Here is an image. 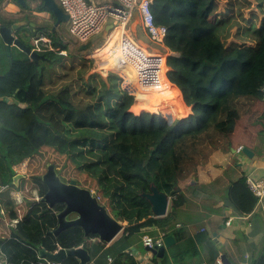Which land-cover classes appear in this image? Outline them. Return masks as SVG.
I'll use <instances>...</instances> for the list:
<instances>
[{"label": "trees", "instance_id": "obj_1", "mask_svg": "<svg viewBox=\"0 0 264 264\" xmlns=\"http://www.w3.org/2000/svg\"><path fill=\"white\" fill-rule=\"evenodd\" d=\"M150 9L155 23L167 27L163 43L175 53L167 55L166 64L169 78L180 88L183 99L174 83L166 89L175 95L173 101H181L183 116L171 120L157 107L160 101L167 106L171 102L156 96L140 106V100L134 102V96L121 86L117 73L106 71L102 77L93 71L85 77L90 62L78 68L85 101L74 103L78 86L73 83L47 93L41 61H52L67 48L50 26L16 32L32 48V40L50 38L52 49L39 51L45 56L39 61L40 70L20 50L19 56L11 53L10 65L0 42V97L13 96L27 103L25 107L5 108L0 101V151L8 170L7 177L0 175V242L7 239L6 222L15 217L23 225L18 234L32 237L26 230L31 216H18L16 208H31L37 220L45 218L48 227L53 226L48 218L50 210L44 209L43 203L31 202L32 188L36 186L40 194L46 189L39 176L48 162L55 163L63 179H76L79 185L94 190L122 223L126 239L161 233L181 238L183 230L172 227L177 209L186 203L184 190L215 180L232 162V149L241 146L251 150L255 137L264 135V0H152ZM34 10L47 9L40 1ZM12 22L0 17V24ZM189 105L192 113L186 116ZM145 107L161 112L138 111ZM26 157V175L19 183L23 200L17 203L10 192L15 188L11 165ZM6 183L9 188L1 190ZM151 183L170 198V208L163 216H155L142 195ZM225 198L236 212L255 213L258 197L245 174L226 186ZM46 229L47 225L34 227L39 235ZM51 235L42 239L47 245ZM52 237L64 247L82 242L78 228L73 234ZM188 243L194 244L191 240ZM209 243V263L214 264L217 248ZM3 249L13 263H26L31 255L34 258L32 250L14 239L7 240ZM181 252L173 257H181ZM72 259L68 257L62 264H74ZM167 263L165 255L162 264ZM114 264L136 262L121 252ZM255 264H264V253Z\"/></svg>", "mask_w": 264, "mask_h": 264}, {"label": "crops", "instance_id": "obj_2", "mask_svg": "<svg viewBox=\"0 0 264 264\" xmlns=\"http://www.w3.org/2000/svg\"><path fill=\"white\" fill-rule=\"evenodd\" d=\"M27 4L28 6L32 7L33 1L25 0V5H22L14 0H0L1 19H4V21L13 22L16 20L26 19L27 21L33 22L36 25L34 28L30 25L28 27L32 29L40 28L43 25L37 23L36 20L29 17L28 10L30 9L27 7ZM41 12L45 11H40V13L36 11V14L39 15ZM114 24V27L106 34V38L102 39L99 33L95 40L93 39V42L95 41L94 46L88 47L89 52L86 55L99 56L98 59L103 60L102 50L100 49V52H96V50L105 42H111V38L114 33L119 31L121 23L117 22ZM64 26H66V21L62 22V24L57 28L60 29V27L63 28ZM123 27L130 34L131 38L138 44L151 50H159V53H162L160 51L162 49H165L164 53L168 51L170 53V50L164 44L160 45L159 48L150 41L143 29V26L141 25L140 18L139 21L136 22L134 14L131 21L128 22V24L123 25ZM52 30H54V28H52ZM174 84L176 85V83ZM176 87L178 86L176 85ZM178 89L182 97L181 90L179 87ZM170 93V97L164 96L167 98L166 101L174 99L175 95L171 91ZM151 94L152 92L142 94L140 103L143 102V100L148 101L153 99L150 97ZM0 101L4 102L3 104H5V108L10 107L9 105L20 107H25L27 105V103L17 101L13 96L0 97ZM189 106L190 110L186 116L192 113V105ZM168 115L169 116L167 117L171 118V115L173 114L169 113ZM251 151L253 152L252 157L244 154L242 150L237 151L235 149V152L233 153H235L236 159L230 162L228 167L215 180L198 186H192V188L190 187L189 194L184 192L186 196V204L192 201L198 206H208L210 213L203 216L205 222H202L199 225H196L192 221L183 223L180 220H176L174 222L172 228L176 231L181 229L183 230V233L181 238L180 236L178 237L174 234H170L173 237V242L165 249L163 254V256H167V264H210V241L217 248L218 256H216V262L214 264H218L217 260H220L221 255H224L231 264H255L256 259L260 257L262 253H264V206L257 204L255 213L242 214L236 212V210L233 209V207L225 198L226 186L232 180L238 178L242 173L254 179L255 181L264 179V135H257L255 137ZM27 159L28 157L23 158L17 163L11 165L14 174L23 173L26 175ZM2 160L3 153L0 151V175L7 177L8 170L6 165L2 163ZM22 178L18 180V186L14 185L15 188H10V192L17 203H22L23 200L22 192L19 189V183L21 182ZM1 190H6L3 189V185L1 186ZM37 191L38 188L36 186L32 188L31 202H39L41 206L44 204L43 208L49 210L47 203L40 201V193L38 194ZM182 207H184V205ZM16 211L18 216L23 214L24 217H34L35 214V212H31V208L29 210L26 208H16ZM0 213H3L1 205ZM31 217H29L31 220L28 222L29 224H27V227H29L30 230L26 229L29 234H31V238L28 236L27 238L24 237V235L18 234L19 231L21 232L23 225L21 226L20 218L15 217L6 222V230L8 232L6 241L9 239H14L17 242L27 246L29 250L33 251L34 258H32L31 255V258L24 260L26 263L10 262L8 254L5 253L3 249V245L6 242L4 241L0 242V264H46V259L41 258L38 254L39 248L45 247L49 250H56V248L59 246L64 247V244H62L57 238L52 237L45 218H39L41 220L40 221L35 217L36 221H34ZM226 220H228V224H225ZM36 224L42 226V228L43 226L47 225L48 229L44 230L41 235L36 234V231H34ZM47 234L51 235L48 245L42 240L47 238ZM203 234L206 236V239L204 240H202ZM141 238L142 236L138 235L133 236L128 240L123 236L122 229L109 242H104L103 245H101V241L97 242V245L92 249L91 259L87 264H114L117 255L121 252H126L132 256L135 259L136 264H162L163 256L156 257L150 251L146 250L145 246L142 244ZM190 240L194 242L193 246L189 245L188 241ZM53 244L56 245L52 249L51 245ZM178 251L181 252L182 256L179 258H174L173 255ZM72 261L74 264H79V261L76 259H72Z\"/></svg>", "mask_w": 264, "mask_h": 264}, {"label": "water", "instance_id": "obj_3", "mask_svg": "<svg viewBox=\"0 0 264 264\" xmlns=\"http://www.w3.org/2000/svg\"><path fill=\"white\" fill-rule=\"evenodd\" d=\"M14 1L25 5V0ZM32 1L35 2V0ZM40 1L46 7V12L54 15L55 25L67 20L66 13L63 12L55 0H38L33 7ZM134 18L136 22L139 21L136 12ZM29 25L33 28L36 26L26 19L16 20L10 24H0V42L4 44L10 65L12 64L11 48L16 47L26 53L40 70L39 61L44 59L45 56L16 35L18 30ZM112 28L113 23L111 21L105 23L100 32V37L102 39L106 38V34ZM90 46H94L92 40L81 44L79 50H86ZM169 54L175 53L170 52ZM232 151L235 152V149H232ZM242 152L250 157L253 155V152L247 147H242ZM24 176L23 173L14 174L12 184L18 186V180ZM39 178L46 188L40 194V201L47 203L50 210L48 218L54 222V225L49 228V232L54 237H58L63 233L73 234L74 230L78 228L82 233V242L79 245L72 247L59 246L56 250L41 247L38 249L39 256L46 259V264L51 261L61 264L68 257L78 260L79 264H87L91 259L92 249L97 245V242H109L123 229L122 223L99 201L92 189L79 185L77 180L73 178L68 181L62 180L54 163H49L45 172L40 174ZM37 193L39 194V191ZM142 195L149 201L151 211L155 216H163L167 213L170 198L165 192L160 191L155 184L151 183L149 191L143 192ZM172 242V235L167 234L163 237V243L160 246H145V249L156 257H162L165 249ZM220 260L222 264H231L224 255H221Z\"/></svg>", "mask_w": 264, "mask_h": 264}, {"label": "built area", "instance_id": "obj_4", "mask_svg": "<svg viewBox=\"0 0 264 264\" xmlns=\"http://www.w3.org/2000/svg\"><path fill=\"white\" fill-rule=\"evenodd\" d=\"M151 1L57 0L58 6L67 15L66 32L80 45L95 39L105 23L111 21L113 27L114 23H121L115 54L110 57V62H108L109 57L106 60H99V56L88 55L86 59L91 66L97 65L99 69L109 68L110 71L117 73L121 78V86L134 96V102L142 94L151 92L162 94V91L172 82L169 78L170 67L166 64V56L135 42L123 27L131 21L136 12L150 41L156 46L164 44L167 27L155 23L150 9ZM33 44V48L37 51L42 50L43 47L52 49L50 38L47 36L34 39ZM236 150L241 151L242 147L238 146ZM247 182L252 192L258 197L257 204L264 206V179L255 181L247 176ZM8 188V184L3 185V189ZM97 198L99 199L98 196ZM225 224H228V220ZM164 236L162 233L157 236L144 234L141 238L142 244L147 247H158L163 243ZM217 263L222 264L220 260H217ZM48 264L57 263L48 262Z\"/></svg>", "mask_w": 264, "mask_h": 264}, {"label": "rangeland", "instance_id": "obj_5", "mask_svg": "<svg viewBox=\"0 0 264 264\" xmlns=\"http://www.w3.org/2000/svg\"><path fill=\"white\" fill-rule=\"evenodd\" d=\"M37 2H38V0H35V2H33V4H32V7L28 6V4H27V7L30 9V10H28L29 17L36 20L37 23H40L42 25H46V26H50V27L54 28V30L59 35H61L62 38L64 39V41L67 43L66 50L60 51V55L58 57H55L52 61H41V63H42L41 65H42V67H44V89L47 91V93H50V92L56 91L63 84L73 83L72 85L74 87L78 86V90L76 91V94L73 97V101H74V103H82L83 101H85V96H83V93L79 89V85L81 84V79L78 75V68H80L82 66V64H85V63H86V65H88L89 60L86 59V58H88V55H86V54H88L89 49L87 48L86 50L80 51L79 50V46H80L79 42L69 36V34L66 32L65 26L63 28L60 27V29L57 28L62 23H60L59 25H55V19L52 17L51 13L45 11V12H41V14L37 15L36 11L34 10L35 7L33 8V6ZM56 3H57V0H56ZM34 12H35V14H34ZM24 29H25V27L21 28V30H24ZM27 29H29V27H27L26 30ZM32 41L34 42V40H32ZM157 47H159V46H157ZM11 50H12L11 53L14 54V56L20 55V52L17 51L18 50L17 48H13ZM162 50L165 51V49H162ZM152 51L159 53V50H156V49L152 50ZM102 54H103V58H102L103 60H106L107 57H109L106 52H104V53L102 52ZM163 54L167 57V55L169 54V51L166 53H163ZM1 55H3V53ZM7 60H8V57H7ZM108 60H109L108 62H110V57ZM3 63H4V61H3ZM107 66H110V65L107 64ZM88 68H89V70L85 73V75H84L85 77H87L88 74L93 72V71L99 72L102 75V77H105L106 71H110L109 68L108 69H99L100 67H97V65H94L91 67L89 65ZM4 69H6L5 65H4ZM156 96L160 100H163V101L167 100V98L164 97V96H166L165 94H155V92H153L150 96L153 99H150L148 101L143 100V102L140 103V106H144L146 104L151 103L153 100L156 99ZM140 98L142 99L141 95L138 96L137 99L135 100V102L137 104H138V101L141 100ZM177 101L175 102V101H173V99H171L170 101H166V102H171V103H169L170 106H167V105H165V103H162V101H160L157 107L162 112L159 109L151 110L148 107L141 108L138 111H141V110H147L149 112H157L158 111V112H161L163 114V116L166 118H168L167 116H169L168 115L169 113H173V115H171V118H168L170 120V119L179 117L181 115V110H182L183 106H182V103L180 100H177ZM153 107L155 108L156 106L154 105ZM131 109L133 111H135L133 108H131ZM166 113H168V114H166ZM24 121L26 122V124L29 123V120L24 119ZM8 138H10V137H8ZM235 159H236V155L234 153L232 161ZM50 163H54V162H50ZM48 164H49V162L45 165V170H46V166ZM55 168H56V171L58 172L56 165H55ZM45 170L43 172H45ZM30 181H34V180L30 179ZM33 183H35V182H33ZM196 186H198V185H196ZM189 189L190 188L184 190V192H187V194H189L190 193ZM93 192H94V190H93ZM169 204H170V202H169ZM169 208H170V206L168 207V210H169ZM209 213H210V210H209L208 206H198V205H196V203H193L191 201L188 204L185 203L184 207H180L179 209H177V211L175 213V217H174L175 219L174 220L175 221L180 220L183 223H186L187 221H192L196 225H199L202 222H205L203 216L207 215ZM33 220L36 221L35 217L33 218ZM52 224L54 225V222H52ZM154 236H157V235H154ZM51 247H52V245H51Z\"/></svg>", "mask_w": 264, "mask_h": 264}, {"label": "bare ground", "instance_id": "obj_6", "mask_svg": "<svg viewBox=\"0 0 264 264\" xmlns=\"http://www.w3.org/2000/svg\"><path fill=\"white\" fill-rule=\"evenodd\" d=\"M119 32V31H118ZM114 33V35L112 36L111 38V42H105L101 47H99L96 52H98L100 49L102 50V52H106L108 54L109 57L112 56V54H115L114 51L116 50V45H117V40H118V35L119 33ZM163 54L164 51L163 50H160ZM100 52V51H99ZM163 93L162 94H166L167 97H170L171 96V93L170 91L168 90H164L162 91Z\"/></svg>", "mask_w": 264, "mask_h": 264}, {"label": "flooded vegetation", "instance_id": "obj_7", "mask_svg": "<svg viewBox=\"0 0 264 264\" xmlns=\"http://www.w3.org/2000/svg\"><path fill=\"white\" fill-rule=\"evenodd\" d=\"M28 27V26H27ZM62 178V177H61ZM62 180H64V181H68V180H65V179H62Z\"/></svg>", "mask_w": 264, "mask_h": 264}]
</instances>
